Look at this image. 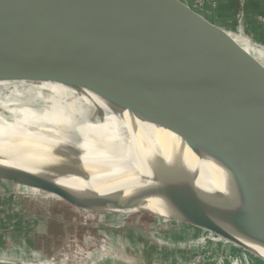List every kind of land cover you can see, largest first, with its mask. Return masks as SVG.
I'll return each instance as SVG.
<instances>
[{
	"label": "water",
	"instance_id": "obj_1",
	"mask_svg": "<svg viewBox=\"0 0 264 264\" xmlns=\"http://www.w3.org/2000/svg\"><path fill=\"white\" fill-rule=\"evenodd\" d=\"M112 1L95 4L146 32L158 18L177 26L174 36L160 28L171 35V47L125 32L94 12L51 0H0V56L77 78L195 153L201 148L216 152L237 212L259 232L250 242L264 246V97L250 93L256 80L247 74V67L239 69L251 82L243 87L219 64L233 39L189 6L180 10L176 1L138 0V5L137 0H123L130 5V14L125 15L111 6ZM209 35L214 40L208 41ZM245 56L236 62L245 61ZM5 79L0 74V81ZM53 146L59 153L15 135L0 136V180L56 191L75 208L87 211L122 212L147 203L146 197L131 194L113 206L111 195L97 186L99 168L87 167L77 147Z\"/></svg>",
	"mask_w": 264,
	"mask_h": 264
},
{
	"label": "bare ground",
	"instance_id": "obj_2",
	"mask_svg": "<svg viewBox=\"0 0 264 264\" xmlns=\"http://www.w3.org/2000/svg\"><path fill=\"white\" fill-rule=\"evenodd\" d=\"M51 1L94 12L125 32L165 47L170 48L173 40L169 32L161 33L160 28L169 30L172 36L179 33L177 26L162 18L155 19L152 30L146 32L109 15L104 6L95 4L96 0ZM232 39L253 60L254 65L245 69L256 80L250 93L264 97V45L244 32ZM0 74L7 78L0 81V136L15 135L49 152H58L53 145L77 147L84 153L87 167L95 164L99 168L95 176L97 186L111 195L113 206L118 205L117 199L131 194L147 198V203L129 206L122 213L159 211L167 218L174 217L194 226L204 223L202 226L224 231L229 236H249L254 232L231 227L230 223H216L217 219L212 218L228 217L257 231L237 212L225 187L216 152L201 148L195 153L176 137L118 106L88 84L54 69L0 56ZM102 252V255L111 253L104 247ZM88 256L91 260L82 264H102L97 252ZM112 256L116 260L114 264H120V258L116 254Z\"/></svg>",
	"mask_w": 264,
	"mask_h": 264
},
{
	"label": "rangeland",
	"instance_id": "obj_3",
	"mask_svg": "<svg viewBox=\"0 0 264 264\" xmlns=\"http://www.w3.org/2000/svg\"><path fill=\"white\" fill-rule=\"evenodd\" d=\"M187 1L196 14L198 8L204 7L206 10H202L201 18L228 30L230 39L235 34L244 32L245 35L252 36L254 41L264 45V9L257 11V0ZM213 1L216 5L221 1L226 2L223 11H226L225 15L228 17L231 15L228 18V28L225 22L221 23L218 18H210V12L214 9H211L210 4L212 5ZM111 6L118 13L130 14V5L123 0H113ZM255 24L258 25L259 31L263 32H259L260 38L257 36L259 33L255 30ZM207 40L214 39L209 35ZM232 43V48L224 49L220 57L222 62L219 64L240 86H250L251 82L246 74L240 73L239 69L252 65L253 60L246 55L245 61L237 63L238 58H244V52L233 40ZM22 189V195L16 196L23 202L22 210L20 215L11 217L7 213L10 205L7 209L3 207V197L5 198L10 190L3 187V180H0V248L8 252V257H0L1 264H15L18 261L26 264H82L91 260L88 254L95 252L100 255L98 259L102 264H114L116 260L112 255L115 254L120 258V264H228V261H231L230 264H264V246L249 240L253 239L251 234L258 232L244 226V222L237 219L212 217L217 219L216 223H230L231 227L254 231L249 234L247 240L227 238L226 235H229L224 231L222 233L226 235L207 227L161 217L162 215L153 212L87 211L75 208L56 191L55 194H47L31 187ZM38 192H42L43 196ZM138 229L145 233L139 232ZM15 247L19 250H15ZM103 247L111 253L102 255Z\"/></svg>",
	"mask_w": 264,
	"mask_h": 264
},
{
	"label": "crops",
	"instance_id": "obj_4",
	"mask_svg": "<svg viewBox=\"0 0 264 264\" xmlns=\"http://www.w3.org/2000/svg\"><path fill=\"white\" fill-rule=\"evenodd\" d=\"M169 1V0H168ZM171 1H176L177 2V5L179 6V9L180 10H184L185 9V6H189L188 4H187V0H171ZM258 2H259V4H258V8H259V10H257L258 12H261L262 11V9H264V0H257ZM219 5H216L215 4V2L213 1L212 2V5L210 4V7H211V9H212V7L214 8L213 9V11H211L210 13H211V16H210V18H214V19H219V21L221 22V23H224L225 22V26H227L226 28H228L230 25V23H228V18L231 16H229L228 17V15H225V13H226V11H223V7L225 8V5H226V2H219L218 3ZM222 7V9H220V8ZM203 9H205L204 7L203 8H198L197 10H196V12H197V15L199 16V17H202V10ZM206 10V9H205ZM226 10V9H225ZM261 10V11H260ZM264 12V11H263ZM233 16V15H232ZM254 27H255V30H257L258 32L257 33H261V34H263V32L262 31H259V27H258V25H254ZM259 33V35L257 34V36H259V38L261 37V34ZM21 186H24V187H31V186H27V185H22V184H19V183H16V182H13V181H3V187H7L9 190H10V192H9V194H7L6 196H5V198L3 197V207H4V209H7L8 208V206H9V210H7V213L12 217H15V216H17V215H20V211L22 210V207H21V205H23V202L21 201V199H19V198H17L18 196H20V195H22L21 193V190L23 191L24 189H22V187ZM31 188H35V189H39V188H37V187H31ZM39 190H42V189H39ZM43 191V193H47V194H50V192H48V191H46V190H42ZM16 192H17V194H16ZM31 195H32V193L31 192H29ZM16 194V195H15ZM51 194H53V193H51ZM37 195V194H36ZM17 196V197H16ZM22 246H23V244H22ZM15 250H19L17 247H15ZM12 251L13 252H15L13 249H12ZM11 250H10V252H12ZM11 254L12 253H10V256H11ZM8 255V252H7V250L6 249H1L0 248V257H8L7 256ZM229 263L228 264H230L231 263V261H228ZM214 264V263H213Z\"/></svg>",
	"mask_w": 264,
	"mask_h": 264
}]
</instances>
